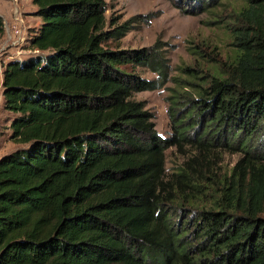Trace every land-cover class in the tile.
<instances>
[{"label":"trees","instance_id":"1","mask_svg":"<svg viewBox=\"0 0 264 264\" xmlns=\"http://www.w3.org/2000/svg\"><path fill=\"white\" fill-rule=\"evenodd\" d=\"M216 1L183 3L194 14ZM245 2L230 75L170 107L164 138L135 95L163 86L166 58L120 49L138 17L32 0L29 53L1 72L18 147L0 157V264H264V0ZM185 144L242 155L210 208L193 207L200 180L186 168L167 174L166 150Z\"/></svg>","mask_w":264,"mask_h":264},{"label":"rangeland","instance_id":"2","mask_svg":"<svg viewBox=\"0 0 264 264\" xmlns=\"http://www.w3.org/2000/svg\"><path fill=\"white\" fill-rule=\"evenodd\" d=\"M106 16L119 24L138 17L122 39L121 50L150 49L160 51L168 64V75L158 90L135 95L153 114L155 129L162 137L172 133L167 110L192 104L218 76L228 77L238 57L237 30L241 28L239 12L245 0H217L212 6L196 13H186L190 5L184 0H105ZM186 9V11H184ZM32 0H0V16L4 34L0 39V157L18 146L9 140L11 115L3 109L1 72L3 62L20 58L29 31L39 24L33 15ZM135 73L147 80L157 75L143 67ZM167 174L186 168L189 176L200 181V200L194 208H210L221 193V182L231 176L241 154L222 147L197 149L185 144L183 149L169 148L165 152ZM189 165V166H188ZM187 166V167H186Z\"/></svg>","mask_w":264,"mask_h":264},{"label":"crops","instance_id":"3","mask_svg":"<svg viewBox=\"0 0 264 264\" xmlns=\"http://www.w3.org/2000/svg\"><path fill=\"white\" fill-rule=\"evenodd\" d=\"M1 79H2V75H1Z\"/></svg>","mask_w":264,"mask_h":264}]
</instances>
